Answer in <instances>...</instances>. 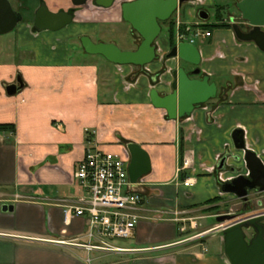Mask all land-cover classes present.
<instances>
[{
    "label": "crops",
    "instance_id": "crops-1",
    "mask_svg": "<svg viewBox=\"0 0 264 264\" xmlns=\"http://www.w3.org/2000/svg\"><path fill=\"white\" fill-rule=\"evenodd\" d=\"M129 1L104 8L91 0L80 12L119 22L120 6ZM241 1L205 0L201 7L181 8H190L184 9L183 25L221 26L206 29L210 37L190 34L197 37L199 66L168 58L170 38L158 40L159 58L146 66L114 64L87 54L82 44H32L25 30L17 45L0 47V125L9 126L0 129V264H231L217 217L228 206L242 207L223 188L250 174L237 131L264 164V51L233 29L235 20L244 19ZM207 8L228 14L212 22ZM180 68H200L197 78L209 77L218 91L191 115L172 120L153 105L151 91L171 94ZM19 77L23 88L9 95L7 87L19 86ZM133 143L147 151L152 166L131 188L144 197L143 218L133 238L115 243L124 251L89 252L73 244L88 242V218L64 212L85 194L76 171L93 148L128 155L129 168ZM188 179L193 185H185ZM4 205L14 210L4 211ZM215 206L226 209L210 211ZM207 221L216 225L203 228Z\"/></svg>",
    "mask_w": 264,
    "mask_h": 264
},
{
    "label": "water",
    "instance_id": "water-1",
    "mask_svg": "<svg viewBox=\"0 0 264 264\" xmlns=\"http://www.w3.org/2000/svg\"><path fill=\"white\" fill-rule=\"evenodd\" d=\"M91 0H72L77 7L86 6ZM99 7L110 8L115 0H92ZM191 0H134L122 5L123 19L128 22L142 37L143 41L136 50H123L116 43L95 42L90 36L81 37V43L89 55H101L117 65L146 66L159 58L156 42L160 37L163 25L169 21L178 7ZM244 20L253 29L244 32L237 24L233 29L241 41L255 42L264 51V0H242L237 4ZM74 9L53 12L45 0H41V7L36 13L34 27L37 31H59L72 24L75 20ZM75 11V10H74ZM202 19L207 20L206 11L200 13ZM24 16L14 10L10 0H0V35L13 32ZM179 57L182 61L194 66L201 64L200 50L192 42H182L175 45L168 58ZM200 68L188 72L180 68L174 72L175 81L172 84L173 92L161 95L156 89L151 91V100L155 107L167 111L169 118L176 120L191 115L201 104L217 96V85L210 83L209 77L198 79ZM18 84L7 87L9 95H15L24 84L18 78ZM236 145L246 150L247 168L249 176L241 175L226 183L223 190L233 193L243 202L250 201L251 194L264 195V164L258 155L247 150L245 133L239 130L235 133ZM131 156L129 176L132 183H137L151 171L149 154L139 144L128 146ZM262 204V201H259ZM4 211H13L14 207L3 206ZM264 209L240 213L227 210L217 217V222L223 229L226 240V253L231 264H264ZM256 231L255 238L249 244L247 230Z\"/></svg>",
    "mask_w": 264,
    "mask_h": 264
},
{
    "label": "built area",
    "instance_id": "built-area-1",
    "mask_svg": "<svg viewBox=\"0 0 264 264\" xmlns=\"http://www.w3.org/2000/svg\"><path fill=\"white\" fill-rule=\"evenodd\" d=\"M204 1L197 0L194 3L204 4ZM177 26H181L180 20ZM197 35L210 37L212 32L199 31ZM184 39L185 35L177 34L178 41ZM128 162V155L124 157L110 154L97 148L88 150L75 174L85 194L79 201L64 207L67 217L76 214L89 220L86 234L88 242L73 244L83 246L89 252H121L125 249L116 246L114 240L134 237L135 230L143 218L141 210L144 197L131 189L134 183L129 176ZM185 185H193V182L188 179ZM196 227L197 223L192 222V228ZM186 230L185 227L182 228L183 232Z\"/></svg>",
    "mask_w": 264,
    "mask_h": 264
},
{
    "label": "rangeland",
    "instance_id": "rangeland-1",
    "mask_svg": "<svg viewBox=\"0 0 264 264\" xmlns=\"http://www.w3.org/2000/svg\"><path fill=\"white\" fill-rule=\"evenodd\" d=\"M13 8L15 11L20 12L24 15L23 22L19 23V25L16 27V29L6 35H0V47L2 45H11V44H18L19 42V35L20 30H25V32L30 35L28 37V41L32 44H78L81 46V37L83 36H90L95 42H105L109 43L112 41L113 43H116L121 49L126 50L130 48H134L138 44H141L142 37L140 34L133 29V27L130 24H127V22L121 18L119 22H106L103 16H97V17H89L84 16L83 13L80 11L82 8L77 9L78 12L76 20L67 26L66 28L59 30V31H42L39 32L35 29L34 23H35V9L38 8L39 2L37 0H10ZM46 2V0H45ZM55 2V3H53ZM47 6H49V9L54 12H60L61 10L68 11L71 7H74V4L72 0H47L46 2ZM122 10V6H120ZM183 8V7H182ZM184 9L189 10V6H185ZM184 9H181L178 14L175 15L176 22L181 23L180 27L185 26L188 31V26L183 25L182 19L184 18L183 15H185ZM207 11L211 15L210 21H217L218 15L222 14L223 10L218 13V10L216 8H207ZM190 13V12H189ZM223 14L226 16L228 14L227 10L223 12ZM93 20V21H92ZM198 22L202 23L203 21L197 17ZM79 26L82 30L79 28L77 29L78 32L72 33V36H69L68 34L71 33V30L75 29V26ZM200 25H192L191 28H195ZM208 26V25H205ZM189 32V31H188ZM192 31L189 32L191 34ZM69 37H68V36ZM170 38L169 35V27L167 24L163 25V30L158 38V40L161 42V44H165L167 40ZM197 37H195L196 39ZM194 39V40H195ZM158 40L155 44H158ZM196 41V40H195ZM201 41L197 40V44H200ZM221 210L226 209V206H219ZM230 211H238L240 210V206H228ZM220 209L217 210V213H220ZM238 209V210H237ZM206 226H203V228L208 227L210 225H216L215 221H207ZM200 229V228H199ZM190 231V230H189ZM190 233V232H188ZM246 234L248 237H251L252 231L247 230ZM214 234L209 235L210 238ZM119 240H114V244H118ZM88 261V260H87Z\"/></svg>",
    "mask_w": 264,
    "mask_h": 264
},
{
    "label": "flooded vegetation",
    "instance_id": "flooded-vegetation-1",
    "mask_svg": "<svg viewBox=\"0 0 264 264\" xmlns=\"http://www.w3.org/2000/svg\"><path fill=\"white\" fill-rule=\"evenodd\" d=\"M37 2H39V5H38V8H36L35 9V19H36V13H37V11H38V9L41 7V0H37ZM117 2V0H115V3ZM194 2H197V0H191L190 2H186V3H184V4H182V5H180L179 7H178V9H177V11L173 14V16H172V18L173 17H175V15L176 14H178V12L181 10V8L185 5V4H188V3H190V4H192L193 6H196V7H201V6H203L204 4H196V3H194ZM114 3V4H115ZM94 4V3H93ZM95 6H97V5H95ZM79 8H81V7H77V6H75L74 5V7H71L70 9H68V11L69 10H71V9H74L73 10V13L75 12V20H76V18H77V14H76V12H78V10L77 9H79ZM20 13V12H19ZM24 16V15H23ZM171 18V19H172ZM74 20V21H75ZM127 24H129L128 22H127ZM235 24H237V25H239L240 27H241V29L244 31V32H250L252 29H253V27L247 22V21H245L244 19H242V20H235L234 22H233V25H235ZM180 28L181 27H178L177 26V22H176V35H175V44H180V43H182V42H191L192 41V38H190V34L188 33V34H183L182 33V31L180 30ZM193 30V32H192V34L193 33H196L197 31H200V32H202V31H206V30H204V29H202V26H197V27H195V28H191V27H189L188 28V31L190 32V31H192ZM196 31V32H195ZM178 33H180V34H182V35H185V39L183 40V41H178L177 40V34ZM142 41H143V39H142ZM110 42H112V41H110ZM142 43V42H141ZM172 44V43H171ZM139 45L140 44H138L137 45V47H135V48H131V49H126V50H136L138 47H139ZM175 46H173V48H174ZM173 48H172V50H173ZM196 69V68H195ZM251 194V197H250V201H248V202H242V207L240 208V210H238V211H236V213H240L241 211H247V212H249V211H253V210H259V209H264V195H261V196H258V195H256V193H255V195H253L254 193H250ZM262 201V204L260 205L259 204V201ZM262 224H264V221L262 222ZM252 231V235H251V237H248L247 236V241H248V243L250 244L251 243V241L255 238V236H256V231L254 230V229H252L251 230Z\"/></svg>",
    "mask_w": 264,
    "mask_h": 264
},
{
    "label": "trees",
    "instance_id": "trees-1",
    "mask_svg": "<svg viewBox=\"0 0 264 264\" xmlns=\"http://www.w3.org/2000/svg\"><path fill=\"white\" fill-rule=\"evenodd\" d=\"M220 11H222L221 8H218V13ZM219 19H221V18L219 17ZM165 23L169 27V35H170V40H171L172 46H175L176 45L175 44L176 20L173 17L172 19H170L169 21H167ZM165 23H162V25H164ZM219 27H221V26L220 25H208V26H202V29H204V30H206V29H216V28H219ZM180 30L182 31L183 34H188L189 33L185 26L181 27ZM135 47H137V46H135ZM7 127H9V126L0 125V129H4V128H7ZM217 201H219V199H215V200L211 201V203H215ZM219 209H220L219 206H215L214 208L210 209V211L217 212V210H219Z\"/></svg>",
    "mask_w": 264,
    "mask_h": 264
},
{
    "label": "bare ground",
    "instance_id": "bare-ground-1",
    "mask_svg": "<svg viewBox=\"0 0 264 264\" xmlns=\"http://www.w3.org/2000/svg\"><path fill=\"white\" fill-rule=\"evenodd\" d=\"M175 18V17H174ZM166 24V23H165ZM194 39V38H193Z\"/></svg>",
    "mask_w": 264,
    "mask_h": 264
}]
</instances>
